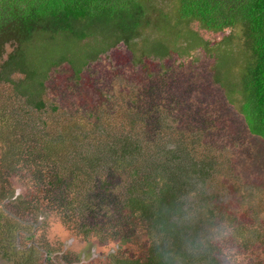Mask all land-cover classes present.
Here are the masks:
<instances>
[{"label": "trees", "instance_id": "16d2710c", "mask_svg": "<svg viewBox=\"0 0 264 264\" xmlns=\"http://www.w3.org/2000/svg\"><path fill=\"white\" fill-rule=\"evenodd\" d=\"M120 46L130 53L132 65L141 66L149 79L156 77L153 74L156 68L158 73L164 72L166 62L173 53L177 55L173 59L191 57L192 61H196L195 52L203 50L211 60L208 63L210 82L221 90L226 104L242 118L247 131L264 141V0H0V85H12L25 104L33 105L50 117L44 122L47 127L45 135L56 137L48 142L59 144L68 138L70 145L78 143L68 149L70 153L79 152L80 148L88 153V149L94 150V147L104 150H94L93 156H87L96 168L101 167L99 175L107 171H111L110 175H114L112 172L122 174L124 170L132 169L153 174L151 178L136 176L137 188L130 184L123 192L125 196L121 192L122 216L118 220L113 217L114 214L106 213L104 221H98L95 228L86 225L85 235L91 230L96 234L94 240L100 242L106 238L105 241L114 240L112 242L117 243L93 257L91 263L216 264L221 257L214 251L219 253L222 245L210 243L204 252L192 253L187 249L186 242L201 237V229L197 224L179 225L182 203H185L187 194L192 196L191 199L198 198L200 203L209 202L207 197H202L205 194L198 189V184L202 182L206 185L208 182L211 157L198 167L195 161L187 167L176 150V153L160 158V164L152 165L147 159L139 157L142 151L138 134L127 147V152L134 158L131 162L122 152L121 140L109 133L111 121L122 111L126 113L123 116L131 112L142 118L146 113L155 115L159 121L164 119L156 102L143 101L138 97L145 92L154 95L157 92L155 85L147 90L141 82L132 91L121 86L120 80L115 77L119 75L125 80L129 74L113 68L111 81H108V75L102 69H94ZM59 71L74 93L76 103L71 102L73 107L61 106L54 97L46 98L51 94L49 82ZM136 76L132 74V77ZM182 80L181 77L169 78L168 84L176 86L177 94L182 90L179 86ZM91 92L94 94L92 99ZM172 96L173 93H169V97ZM168 108L172 112L175 110L174 104ZM58 115L67 119L54 125ZM68 123L67 131L65 125ZM226 126H200L186 119L178 124V128L180 134L188 138L174 145L186 154L208 136L211 147L222 146V155L227 151H236L235 146L228 149L224 140L216 138ZM54 127L63 133L52 134ZM8 128L13 133L12 123ZM172 129L169 128L167 133L170 134ZM229 133H226L227 137ZM4 146L0 143V172L5 166L1 157ZM29 153L32 179L37 180L44 172L45 176L53 177L61 184L65 182V173L62 174L56 165L50 168V161L43 156L40 145H32ZM96 153L109 155L103 160ZM18 155L19 152L12 158L17 161L20 170ZM75 169L69 170L72 178L77 177ZM111 177L103 178L101 183L106 192L111 191L109 187L117 188ZM193 178L198 181H192ZM66 186L70 184L66 183ZM213 206L206 208L208 216L194 213L196 223H204L211 231L218 215L222 223L226 220L236 227L240 237L238 242L254 244L264 253V218L259 224L249 222L256 218L252 203L249 207L245 203L239 209L222 208L219 203H213ZM217 206L222 209L219 208L223 218L215 210ZM233 210L236 215L230 213ZM2 215L0 213V221ZM97 227L105 234L99 233ZM134 231L138 235H146L149 243L146 255L141 258L129 253L134 252L133 247L139 244L138 236L133 238ZM157 235L159 241L155 240Z\"/></svg>", "mask_w": 264, "mask_h": 264}, {"label": "rangeland", "instance_id": "374dc122", "mask_svg": "<svg viewBox=\"0 0 264 264\" xmlns=\"http://www.w3.org/2000/svg\"><path fill=\"white\" fill-rule=\"evenodd\" d=\"M195 55L198 57L196 61H192L191 57L179 60L173 59L177 57L173 53L172 58L166 62L164 72L158 73L156 68L153 71L156 77L149 79L141 66L132 65L130 53L120 46L113 49L109 57L103 58V61L94 69H102L108 75V81H111L113 68L129 74L125 80L119 75L115 77L120 80L121 86H126L132 91H135L141 82L143 88L147 90L150 86L157 87L154 95L145 92L138 97L143 101L156 102L163 114V122L157 120L155 115L146 113L144 117L138 118L128 112L127 119V115L123 116L126 114L123 111L111 121L112 127L109 133L112 137H118L119 141L121 140L122 152L128 160L131 162L134 160L131 153L127 152V147L138 134L141 137L140 150L142 151L139 157L147 159L152 165L158 162L160 164V158L170 156L171 153H176V150L184 158V165L187 167L194 161L198 167L211 157L212 169L207 175L208 182L206 185L202 182L198 184V189L205 194L202 197H207L209 202L200 203L198 198L191 199L192 196L187 194L183 201L185 203H182L183 212L179 223L181 226L197 224L201 229V237H205L210 230L207 225L204 226V223H196L194 213L201 217L208 216L206 208H213V203H219L222 208L225 206L227 209H239L245 203L246 207H249L252 203L256 218L250 219L249 222L254 224L262 222L264 190L260 191V189H264V141L247 131L242 118L226 104L221 90L210 82L211 71L208 69V63L210 64L211 60L203 50L198 53L196 51ZM132 74L137 76L132 77ZM170 76L183 78L179 84L182 87L179 94L175 92V85L168 84ZM71 86L76 89L75 85L71 84ZM49 87L51 94L46 95V98L54 97L57 103L61 106L65 105L66 108L73 107L71 102L76 103L73 100L74 93L68 88L64 75L60 71L53 74ZM169 93H173V96L169 97ZM91 94L92 92L90 93L92 99L94 94ZM172 104L175 107L173 112L168 108ZM0 118H2L0 143L5 144L4 148H1L3 150L1 157L5 166L4 171L0 172V213L3 214L0 221V264H92L93 257L111 249L117 243L112 242L114 240L105 241L106 238L100 242L94 240L96 234L90 230L85 235L84 229L95 228L98 221H104L103 217L106 213L114 214L113 217L118 220L122 216L120 208L123 206V200L119 202L121 192L122 194L126 192L130 184L134 189L137 188L136 176L151 178L153 174H144L137 169L127 172L124 170L122 174L112 172L114 175H110L111 171L97 174L100 173L101 167L96 168L87 156H93L94 150L101 152L104 150H97L94 147V150L89 148L90 153H88L80 148L79 152L70 153L68 149L78 143L70 145L68 138L59 144L49 143L48 140L56 137L45 135L47 127L44 122L50 117H46L42 110L36 109L33 105L25 104L10 84L0 85ZM66 119L58 115L54 119V125L64 123ZM186 119L193 120L200 126L211 125L213 128H223V124H226L225 131H221L216 138L224 140L228 149L235 146L237 150L227 151L222 155V146L211 147V138L205 136L200 145L192 146L186 154H183L182 149L174 143L177 144L178 141L188 138V136L184 138L178 128V124ZM10 123L13 126V133L8 128ZM51 123L52 120L48 122L49 125ZM69 124L65 125L67 131ZM141 124H143L142 128ZM169 128H173L170 134L167 133L170 131ZM181 128L186 129L189 126ZM59 132L63 133V131H57L55 127L51 131L52 134ZM227 132H230L229 138L226 135ZM95 133L102 135L99 131ZM112 137L110 136L111 141H113ZM88 139L90 140L89 135ZM36 143L40 145V148L42 147L43 156L50 161V168L56 165L62 174L65 173V182L61 184L57 179L45 176L44 172H41V175L38 173L41 177H37V180L31 178L32 158L29 152L32 145ZM68 145L70 146L67 147ZM53 147L56 148L51 152ZM18 152L21 161L20 170L17 161L12 158V155ZM157 152L160 153L157 154ZM96 155H100L105 160L109 153H96ZM74 168H76L74 175L76 174L77 177L72 178L69 170ZM68 177L71 179L69 180ZM108 177H111V182L113 180L116 183V190L109 187L111 191L106 192L101 187L103 178L108 179ZM192 181L197 182L198 179L193 178ZM66 183L70 186H66ZM112 193L115 194L112 195ZM219 208L217 206L215 210L222 215L220 212L222 209L219 210ZM52 213L59 217L64 226L63 234L56 236L50 234L48 218ZM230 213L237 214L234 210ZM215 223L216 225L222 223L218 215ZM96 229L99 233L105 234L100 227ZM136 236H138L139 244L133 247L134 252L129 253L141 258L146 255V247L149 243L145 238L146 235L141 233L138 235L134 231L133 238ZM158 236L155 240L157 238L159 241ZM226 245L238 249L240 255L244 257L242 264H264V253L260 247L254 244L245 245L233 239H229ZM214 253L221 257L216 264H224L221 253L216 251Z\"/></svg>", "mask_w": 264, "mask_h": 264}, {"label": "clouds", "instance_id": "9594fccd", "mask_svg": "<svg viewBox=\"0 0 264 264\" xmlns=\"http://www.w3.org/2000/svg\"><path fill=\"white\" fill-rule=\"evenodd\" d=\"M48 225L50 234L53 236L63 234L65 231L64 226L55 213L49 216ZM229 239L239 240L240 237L233 224L224 222L213 226L207 236L188 240L186 242V247L192 253H200L205 250L210 243H218L222 245L220 253L223 257L224 264H242L244 257L240 255L238 249L226 245L225 242Z\"/></svg>", "mask_w": 264, "mask_h": 264}]
</instances>
